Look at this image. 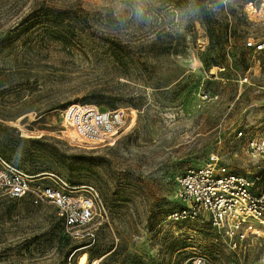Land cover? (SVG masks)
I'll return each instance as SVG.
<instances>
[{
    "label": "rangeland",
    "instance_id": "1",
    "mask_svg": "<svg viewBox=\"0 0 264 264\" xmlns=\"http://www.w3.org/2000/svg\"><path fill=\"white\" fill-rule=\"evenodd\" d=\"M258 45L264 0H0V155L101 200L72 238L54 206L0 195V264H264L263 237L235 248L207 216H173L178 177L212 155L264 185L237 137L264 135ZM79 106L123 111L113 145L73 141Z\"/></svg>",
    "mask_w": 264,
    "mask_h": 264
},
{
    "label": "built area",
    "instance_id": "2",
    "mask_svg": "<svg viewBox=\"0 0 264 264\" xmlns=\"http://www.w3.org/2000/svg\"><path fill=\"white\" fill-rule=\"evenodd\" d=\"M255 48L254 42L247 44ZM264 46L258 45L256 51ZM63 127L76 135L75 141L98 148L113 145L126 127L123 111H101L97 107H70L63 111ZM246 153L253 160H264V135L240 131ZM260 168V167H258ZM259 175L239 176L221 165L212 155L200 168H188L177 179L184 207L174 213L175 220L195 221L205 215L212 227L224 233L236 248L249 235L264 238V185ZM0 195L27 199L34 206L56 208L66 233L79 238L98 216L101 204L93 188L73 186L63 178L30 176L0 155ZM97 264H104L99 261ZM192 264H212L197 258Z\"/></svg>",
    "mask_w": 264,
    "mask_h": 264
},
{
    "label": "bare ground",
    "instance_id": "3",
    "mask_svg": "<svg viewBox=\"0 0 264 264\" xmlns=\"http://www.w3.org/2000/svg\"><path fill=\"white\" fill-rule=\"evenodd\" d=\"M71 134H72V136L71 137H73V138H75L76 137V135L74 134V133H72V132H70Z\"/></svg>",
    "mask_w": 264,
    "mask_h": 264
}]
</instances>
